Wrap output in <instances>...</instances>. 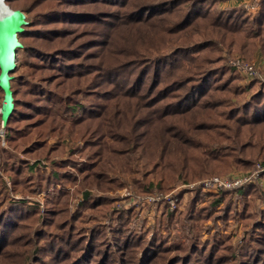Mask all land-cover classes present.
Masks as SVG:
<instances>
[{
  "label": "rangeland",
  "instance_id": "rangeland-1",
  "mask_svg": "<svg viewBox=\"0 0 264 264\" xmlns=\"http://www.w3.org/2000/svg\"><path fill=\"white\" fill-rule=\"evenodd\" d=\"M4 3L28 26L0 135V264H264V174L203 187L264 164V80L235 64L264 75V0Z\"/></svg>",
  "mask_w": 264,
  "mask_h": 264
},
{
  "label": "water",
  "instance_id": "water-1",
  "mask_svg": "<svg viewBox=\"0 0 264 264\" xmlns=\"http://www.w3.org/2000/svg\"><path fill=\"white\" fill-rule=\"evenodd\" d=\"M5 11L0 14V135L7 126L14 107V91L12 89L13 72L17 67V50L23 47L19 34L28 25L26 14L22 9H12L4 5Z\"/></svg>",
  "mask_w": 264,
  "mask_h": 264
},
{
  "label": "trees",
  "instance_id": "trees-1",
  "mask_svg": "<svg viewBox=\"0 0 264 264\" xmlns=\"http://www.w3.org/2000/svg\"><path fill=\"white\" fill-rule=\"evenodd\" d=\"M5 1V0H4ZM200 17V19H202V21H207L208 22V18H207V16H199ZM214 20H216V18L215 19H213V20H209V22H208V24L209 25H214L215 26V24H213V22H214ZM218 20H220V19H218ZM221 22V21H220ZM216 23H219V22H216ZM222 23H223V25H224V27L227 29L226 30V32L227 31H232V29L233 28H231V24H232V22H230L229 20H226V18L222 21ZM195 25H197V24H195ZM27 26L28 25H26L25 26V30H24V32H22L21 34H19V38H20V36H22L25 32H26V29H27ZM174 32H172V34L171 35H174L173 34ZM27 48H28V44H27ZM167 59V58H166ZM207 58H205L204 56L203 57H201L200 59H199V61L198 62H196V64L194 65V67H193V73H196V74H198V75H202V73L204 72L203 70H204V65H205V60H206ZM175 61H178V60H173V61H168V60H166L165 61V63L163 64L164 65V67H168V69L167 70H169L171 67H172V63L173 62H175ZM192 63V62H191ZM160 72V70L158 69V73ZM158 73H156V74H158ZM181 76L182 75H180L179 77H177L178 79H180L181 80V82H182V80H184V78L182 79L181 78ZM185 83H189V81L188 82H185ZM217 87V86H216ZM218 89V88H217ZM187 90V89H186ZM185 90V91H186ZM1 91V90H0ZM125 91H127V90H125ZM67 96H65V97H63L60 101L61 102H57V101H59V100H57V101H54L53 103L55 104V105H60V103H64V99H67L66 98ZM178 97H180V96H178ZM56 99H57V97H56ZM15 101H16V99H15ZM49 101H51V103H52V100H49ZM261 100H255L254 101V103L256 104V103H259ZM52 103V104H53ZM253 103V104H254ZM257 105V104H256ZM253 106V105H252ZM66 107V108H65ZM74 105L73 104H69L68 103V105L66 104L65 106H64V109L66 110V111H69L70 113H72V115H73V112H74ZM199 106H197L196 104L194 105V106H192L191 108H188V109H186V110H179V113L180 114H182V115H188L189 113H192L193 111H195V109H197ZM15 110H16V108L14 107V110H13V112H12V114H11V116L9 117V119H8V122H9V120H10V118L12 117V115L14 114V112H15ZM252 110H253V108H252ZM59 112H60V110H59ZM256 113H257V111H255ZM261 112L264 114V109L262 108V110H261ZM68 113V112H67ZM176 113H178V112H176ZM256 113H252L253 115H252V117L253 116H255V114ZM169 114H170V112H169ZM168 114V115H169ZM166 115H167V112H166ZM166 115H164V116H166ZM264 119H260V120H251V123H253V124H260L262 121H263ZM8 122H7V126L6 127H8ZM74 122V121H73ZM203 122H205V121H200L199 123L201 124V123H203ZM237 122V121H236ZM264 122V121H263ZM238 123H239V125H247L248 123H250V122H245V121H242L241 119H239L238 120ZM174 127V126H173ZM168 128V127H167ZM166 128V129H167ZM200 128H204V127H200ZM207 129V128H206ZM6 137H8V138H10V135H9V133H8V131L6 130ZM258 139H260V140H263V142H264V136L263 135H261V134H258ZM262 142V145H258V148L261 150L262 148H264V143ZM169 144H171V142H169ZM199 146V145H198ZM232 147H234V146H232ZM252 147H254V145H252ZM218 148H221L220 146L219 147H217L216 149H218ZM219 150V149H218ZM217 150V151H218ZM202 154H201V156L203 157V165H204V163L206 162V163H208V160L210 161V162H215V161H217V160H219V161H221L222 162V160H221V158H219V156H218V153L216 152V151H212V150H209V151H206L205 150V148H203V150L202 151H200ZM205 155L208 157H205ZM247 158V157H246ZM237 161V160H236ZM245 161H248L249 163H250V160H245ZM252 161V160H251ZM194 163V165H196V167L197 166H201V163H198V162H196V161H193ZM205 163V164H206ZM58 166V165H57ZM172 166H170V168H171ZM60 168H61V166H59L58 168H53L52 169V174H60ZM32 170L34 169V167H32L31 168ZM172 170L174 169L173 167L171 168ZM213 174V173H212ZM240 187V186H239ZM239 187H237L236 189H237V193H240V194H242V192L244 191V189L243 188H240L239 189Z\"/></svg>",
  "mask_w": 264,
  "mask_h": 264
},
{
  "label": "built area",
  "instance_id": "built-area-1",
  "mask_svg": "<svg viewBox=\"0 0 264 264\" xmlns=\"http://www.w3.org/2000/svg\"><path fill=\"white\" fill-rule=\"evenodd\" d=\"M235 64L238 68L244 70L248 77L250 78H260L264 80V75L259 74L256 70L254 64L244 63L236 61ZM263 173L264 174V164L258 163L255 169L250 173V176L244 178H238L235 176L223 177V176H211L204 180L203 187L211 190L221 189V188H232L242 184L243 182L251 179L252 177L256 176L257 174Z\"/></svg>",
  "mask_w": 264,
  "mask_h": 264
},
{
  "label": "bare ground",
  "instance_id": "bare-ground-1",
  "mask_svg": "<svg viewBox=\"0 0 264 264\" xmlns=\"http://www.w3.org/2000/svg\"><path fill=\"white\" fill-rule=\"evenodd\" d=\"M4 5H5L4 0H0V14L5 11Z\"/></svg>",
  "mask_w": 264,
  "mask_h": 264
}]
</instances>
